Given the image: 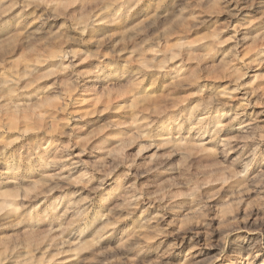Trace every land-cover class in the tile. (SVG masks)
I'll return each mask as SVG.
<instances>
[{"label": "rangeland", "instance_id": "rangeland-1", "mask_svg": "<svg viewBox=\"0 0 264 264\" xmlns=\"http://www.w3.org/2000/svg\"><path fill=\"white\" fill-rule=\"evenodd\" d=\"M0 264H264V0H0Z\"/></svg>", "mask_w": 264, "mask_h": 264}]
</instances>
